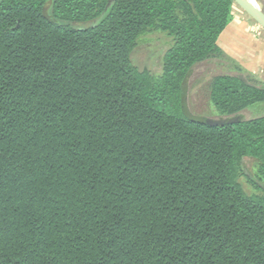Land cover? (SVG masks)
Returning <instances> with one entry per match:
<instances>
[{
  "label": "trees",
  "instance_id": "obj_1",
  "mask_svg": "<svg viewBox=\"0 0 264 264\" xmlns=\"http://www.w3.org/2000/svg\"><path fill=\"white\" fill-rule=\"evenodd\" d=\"M233 4L0 0V264H264V87L212 78L218 125L188 105Z\"/></svg>",
  "mask_w": 264,
  "mask_h": 264
},
{
  "label": "rangeland",
  "instance_id": "obj_2",
  "mask_svg": "<svg viewBox=\"0 0 264 264\" xmlns=\"http://www.w3.org/2000/svg\"><path fill=\"white\" fill-rule=\"evenodd\" d=\"M170 43L171 38L164 33L155 32L145 34L140 38L138 46L132 55L133 62L140 69L146 68L152 73H160L162 70V57ZM218 59L219 58H212L207 60L199 67V74L197 70L195 72L196 78L192 81V87L188 96V105L191 113L194 115L210 118L219 117L209 100V84L212 78L217 75H233L232 70L234 69L231 68L232 66L222 64L223 61L221 63V60ZM247 81L250 84L257 85L254 79H247ZM242 112L243 115L247 117L264 114V101L249 105L244 108ZM251 179L258 181L257 163L253 159L245 158L242 162V170L237 175L236 180L246 194L252 195L261 193V191L251 183Z\"/></svg>",
  "mask_w": 264,
  "mask_h": 264
},
{
  "label": "crops",
  "instance_id": "obj_3",
  "mask_svg": "<svg viewBox=\"0 0 264 264\" xmlns=\"http://www.w3.org/2000/svg\"><path fill=\"white\" fill-rule=\"evenodd\" d=\"M250 2L264 12V0ZM217 44L223 53L218 60L232 66L233 75L246 81L254 79L257 86L264 87V28L236 4L231 7L230 19Z\"/></svg>",
  "mask_w": 264,
  "mask_h": 264
},
{
  "label": "water",
  "instance_id": "obj_4",
  "mask_svg": "<svg viewBox=\"0 0 264 264\" xmlns=\"http://www.w3.org/2000/svg\"><path fill=\"white\" fill-rule=\"evenodd\" d=\"M247 15H249L255 22L264 28V12L257 6L253 5L250 0H233ZM242 81L246 82V79L242 76H238ZM197 120L210 125H218L224 123L222 120L210 118L206 116H197Z\"/></svg>",
  "mask_w": 264,
  "mask_h": 264
}]
</instances>
